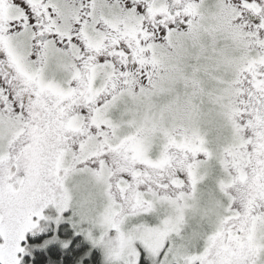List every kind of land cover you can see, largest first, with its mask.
<instances>
[{"label":"snow or ice","instance_id":"snow-or-ice-1","mask_svg":"<svg viewBox=\"0 0 264 264\" xmlns=\"http://www.w3.org/2000/svg\"><path fill=\"white\" fill-rule=\"evenodd\" d=\"M0 264H264V0H0Z\"/></svg>","mask_w":264,"mask_h":264}]
</instances>
